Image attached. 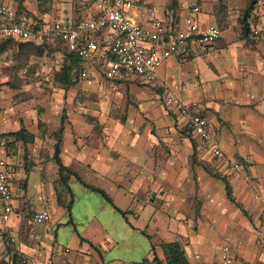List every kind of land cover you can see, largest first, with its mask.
Listing matches in <instances>:
<instances>
[{
  "label": "crops",
  "instance_id": "1",
  "mask_svg": "<svg viewBox=\"0 0 264 264\" xmlns=\"http://www.w3.org/2000/svg\"><path fill=\"white\" fill-rule=\"evenodd\" d=\"M140 1L142 8L131 11L135 22L149 27L153 10L167 26L157 50L175 38L195 6L200 25L225 30L206 48L180 47L153 84L129 74L131 81L160 91L147 88L137 95L139 106L126 111L125 120L101 100L98 89L122 88L120 81L107 77L90 81L82 76L74 87L85 90L82 99H76L74 88L56 94L44 113L28 110L8 94L0 97V134L22 128L45 134L32 143V168V162L26 167L5 152L12 167L15 212L3 222L0 202V264H166L163 247L172 243L181 246L189 264L218 261L224 246L231 248L236 264H264V44L245 36L239 25L251 0H176L170 9L169 0ZM24 2L21 7L15 0H0V5L14 8L16 21L19 17L33 26L56 20L76 26L97 14L88 0H50L48 8H40L39 22L28 14H39V0ZM255 23L264 29L261 15L256 14ZM56 55L65 57L62 51ZM168 95L209 120L222 159L209 154L207 145H193L182 122L162 104ZM63 106L67 120L57 124L63 128L59 157L71 171L70 210L59 206L55 196L56 141L48 135L57 128L50 124L60 115L55 108ZM42 123L47 132L40 131ZM199 160L226 178L235 202L228 199L225 182L199 167ZM45 209L50 221L35 224L34 215Z\"/></svg>",
  "mask_w": 264,
  "mask_h": 264
},
{
  "label": "built area",
  "instance_id": "2",
  "mask_svg": "<svg viewBox=\"0 0 264 264\" xmlns=\"http://www.w3.org/2000/svg\"><path fill=\"white\" fill-rule=\"evenodd\" d=\"M95 8V17L83 19L76 26H66L62 21L41 27L19 25L16 22V11L6 5H0V38L5 40L43 43L46 40L61 39L69 50L79 56L86 70L83 77L100 66L105 77L112 79L119 75L134 74L144 84L157 81L161 66L176 54L180 47L195 45L206 48L218 41L221 30L218 26L200 25L196 18L200 8L195 6L185 16L183 25L177 29L175 38L167 46L157 50L155 45L165 41L167 26L157 13L149 11L151 21L149 27L137 23L131 16L134 8L141 9L140 0H88ZM264 18V0H256L255 12L249 19L252 27L250 37L264 44V29L257 26L255 16ZM150 44V46H148ZM166 106L178 116L184 127H187L199 144L207 145L213 157L222 159L220 144L210 130L209 120L198 110L191 109L174 95L166 97ZM5 142H0V202L3 222L10 221L15 212V200L10 175L12 167L7 161ZM238 170V163L232 164ZM259 199V197L256 196ZM50 214L45 209L33 217L35 224L50 221ZM23 264H28L23 261ZM133 264H154L145 260ZM198 264H236V258L229 246H224L220 258L215 262L201 261Z\"/></svg>",
  "mask_w": 264,
  "mask_h": 264
},
{
  "label": "rangeland",
  "instance_id": "3",
  "mask_svg": "<svg viewBox=\"0 0 264 264\" xmlns=\"http://www.w3.org/2000/svg\"><path fill=\"white\" fill-rule=\"evenodd\" d=\"M16 4L18 6L22 7V4L25 5V0H15ZM22 4H21V3ZM32 2V1H31ZM177 1L176 0H169L168 1V7H172V4L174 5ZM50 0H39L37 6V10L39 11V14L36 15L33 12H29L30 16H33L37 21V16H40V8H48L49 7ZM241 17H239V21H241ZM40 22V21H39ZM38 25H41L38 23ZM240 25V23H239ZM220 27L222 31L225 30V27L221 25H217ZM241 27V25H240ZM5 44L7 46V49L0 53V97H4L5 95H10V99L13 98V102H16L17 104L24 103L28 110L36 109L39 113H44L46 111V108L49 107L53 102L56 101V96L58 94H67L70 92L77 84L80 83V80L77 79V75L71 76L70 78V84H66L63 81V78L60 76L62 68L66 64L65 57L59 58L56 53L58 51H62L65 55L66 52L61 47V45L58 42H52L50 40H47L45 44L40 46H20V42H7L4 39L0 38V47L1 45ZM25 45V44H24ZM101 70L92 72L93 74L90 75L89 79L90 81L95 80V78L99 77L100 79H104L103 81H106L105 76H102ZM100 72V73H99ZM83 80V79H82ZM109 81V80H108ZM113 82H118L116 79L112 80ZM122 85V88L120 87L117 90H110V89H98L99 94H103L101 97L102 102L104 103V106L107 107L113 112L119 111V119L125 120L126 111H130L133 107H138V103L134 100L137 99L138 96H142L143 91H147V87L144 85H139L138 82L131 81L129 79V85L125 86L122 84V82H119ZM131 83V84H130ZM137 84L138 90H134V85ZM93 85L90 84L89 87H92ZM133 87V90H132ZM93 88V87H92ZM144 88V89H142ZM127 89V90H126ZM74 91H77V98L78 100L82 99L80 98V95L83 91L82 88H74ZM95 88L91 90L92 93H94ZM118 92V96L115 95V92ZM151 91L155 94L158 93V90L152 89ZM87 93V92H86ZM55 94V95H54ZM57 94V95H56ZM2 95V96H1ZM12 95V96H11ZM90 99L93 98L92 96L89 97ZM87 98V99H89ZM92 102L91 100H88ZM110 101L108 104L105 102ZM162 104H164L163 99L161 100ZM63 103V100H62ZM49 105V106H48ZM63 105V104H62ZM53 106V104H52ZM51 106V107H52ZM66 106V103L64 104ZM60 108L56 107L55 111H60V115H57V119L54 123H50L53 125L52 127H57L58 125H61V123L65 124L67 117H66V108ZM3 108L0 107V111ZM51 109V108H50ZM54 109V107L52 108ZM54 119V118H53ZM56 124V126H55ZM43 127H46V124L42 123L40 125V131L42 133L47 132V130H44ZM52 128V129H53ZM59 130V126L55 129L49 132L48 135H50L51 141L56 140L55 138V132ZM45 137V134H35V140L33 142V146H35L36 139H38V142H41L42 138ZM53 142V143H54ZM44 143H46V139H44ZM32 144L28 145L26 148L23 146L22 143H15L8 145V155L11 160L14 162L21 159L25 163V166L28 167L29 163L32 162V159L29 156H32ZM199 159V158H198ZM202 161V162H201ZM207 162L203 160L198 161V166L202 167L205 164V168L208 167L210 170L216 172L219 174L215 169H213L210 165L206 166ZM34 166V163L32 162L30 165ZM202 167V168H204Z\"/></svg>",
  "mask_w": 264,
  "mask_h": 264
},
{
  "label": "trees",
  "instance_id": "4",
  "mask_svg": "<svg viewBox=\"0 0 264 264\" xmlns=\"http://www.w3.org/2000/svg\"><path fill=\"white\" fill-rule=\"evenodd\" d=\"M255 4H256V0H251L250 5L244 10V12L242 14V19L240 21L243 34H245V36H247V37H249L251 35L250 33H252V27L248 24V19L255 12ZM16 22L19 25H22L24 23L23 20H21L19 17H18V20ZM41 26H43V25H34V27H41ZM167 40H168V38H167ZM6 41L11 42V43L15 42L13 40H6ZM50 41L58 42L61 45V47L64 49V51L66 52V54H65L66 64L62 68V71H61L62 74H60V76L63 78L64 83L70 84V82H71L70 78L72 79L71 76H75V75H77L76 77L78 80H81V78H83L82 77L83 72H84V70H86V67L83 65V62L81 61L79 56L77 54L71 52L69 50V47L66 45V43H64L61 39L50 40ZM20 43H23V44H20V46H22V47L28 46V45H31L34 47L40 46V45H36L35 43H32V42H20ZM6 49H7V46L5 44L1 45L0 53H3ZM99 68H100V66H99ZM103 74L106 75L105 73H103ZM90 75H88L86 77L89 78ZM128 75L129 74L123 73V74L119 75L118 77L112 78L110 80L116 79L117 81L122 82V84H124L125 86H128L129 85V76ZM153 89L160 91L158 89V87H156V86ZM163 101H164V99H163ZM164 106L168 107V106H166L165 103H164ZM169 112H171L172 114L174 113L170 108H169ZM173 115H175V114H173ZM175 116L178 118L177 115H175ZM183 131L193 141V145L197 149H198L199 145L201 147H203L201 144L195 143L196 141L194 139H192V132L187 127H185ZM62 134H63V128H60L58 131L55 132V138H56L55 141L56 142L54 145L53 160L55 161V164L58 166V179L55 182L54 188H55V192H56L55 196L57 197V201H58L59 206L65 208L67 210H70L71 204L73 202V196H72L73 193H72V190L70 188V173H71V171L62 163V161L59 157V155L61 153ZM34 140H35V134L31 133V131H29L25 128H22L21 130H19L17 132L0 134V142H5L7 154L9 153L8 145H11V144L13 145L15 143H22L23 146L26 148L29 144H32L34 142ZM7 161L9 162V160H7ZM204 166H205V164H204ZM204 166L202 165V167H204ZM204 170H206L213 177L221 179L225 182L226 193H227L228 199L235 202L234 198L232 196V193H231L232 188H231L229 182L226 180V178L224 176H222L221 174H217L216 172L210 170L208 167H206V168L204 167ZM163 248H164V251L166 253V264H189L181 246L178 243L168 244V245H165Z\"/></svg>",
  "mask_w": 264,
  "mask_h": 264
}]
</instances>
